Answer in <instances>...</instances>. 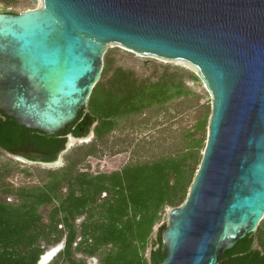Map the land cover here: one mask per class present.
<instances>
[{
    "label": "water",
    "instance_id": "95a60500",
    "mask_svg": "<svg viewBox=\"0 0 264 264\" xmlns=\"http://www.w3.org/2000/svg\"><path fill=\"white\" fill-rule=\"evenodd\" d=\"M111 43L192 64L212 94L202 161L160 228L157 264H218L264 219V0H43L0 12V111L58 135L87 106Z\"/></svg>",
    "mask_w": 264,
    "mask_h": 264
},
{
    "label": "trees",
    "instance_id": "16d2710c",
    "mask_svg": "<svg viewBox=\"0 0 264 264\" xmlns=\"http://www.w3.org/2000/svg\"><path fill=\"white\" fill-rule=\"evenodd\" d=\"M110 70L106 59L101 78ZM197 80L193 72L179 66H165L164 73L155 79H139L133 72L117 68L108 87L99 80L93 88L88 100L93 116H85V109L82 110L75 122L58 135L28 128L0 111V147L11 153L31 149L34 159L54 161L64 149L66 135L82 137L80 128L85 126L89 130L88 118L91 123L98 122L94 132L101 139L115 128L121 116L191 95L193 91L187 81ZM207 121L208 114L187 131L184 150L173 157L91 176L74 174V167L92 152V148L78 150L72 159L70 157L68 166L60 172H50L52 179L45 185L19 188L14 203L0 199V264H37L47 251L46 246L57 245L64 235L65 247L50 264H85V260L76 258V253L91 257L104 247L110 249L100 264L160 263L166 256L163 238L159 237L158 248L152 250L148 258L150 237L163 209L176 208L187 199L202 161L201 151L206 147V134H198L200 130L205 132ZM65 182L69 192L46 223L37 206L53 203ZM102 193L107 196L98 202ZM84 215L78 230L75 222ZM59 225L66 226L67 233L59 230Z\"/></svg>",
    "mask_w": 264,
    "mask_h": 264
},
{
    "label": "rangeland",
    "instance_id": "374dc122",
    "mask_svg": "<svg viewBox=\"0 0 264 264\" xmlns=\"http://www.w3.org/2000/svg\"><path fill=\"white\" fill-rule=\"evenodd\" d=\"M42 7L43 0H0V12L27 11ZM106 59L110 62L111 70L104 78L100 79L106 87L109 86V79L117 68L133 72L135 77L139 79H155L164 73L165 66H179L193 72L198 76V80L187 81L193 91L189 96L169 101L163 105H150L142 112L117 118L115 128L101 139H98L94 132L98 122L91 123L90 121L87 135L82 137L68 136L66 150L60 152L56 157V159H60V163L48 164L47 162L31 160L26 156L8 152L0 147L1 200L14 203L17 201L16 191L19 188L29 189L45 185L52 179L50 172H60L65 166H68L78 150L92 148L91 155L74 167V174L87 173L91 176L110 174L119 172L129 165L147 163L158 158L173 157L184 150L187 131L192 129L206 114H208L207 124L209 125L213 97L207 84L200 77L199 70L192 64L182 60H167L153 55L140 54L116 43L107 46L104 65ZM84 109L85 116H93L89 102ZM208 125L205 132L199 131V136L204 133L206 138L208 137ZM23 151L33 152L31 149ZM203 152L201 151V155ZM68 192V184L65 182L61 186L59 197L53 203L37 206L38 213L43 216L46 223L50 222L52 211L59 206ZM105 196H107L106 193H102L98 202H101ZM171 209L172 207L166 206L161 213V219L154 226L146 250L148 258L151 251L158 248L159 237L163 238L160 228L168 224ZM85 217L86 215L76 220L78 230H80V224ZM261 226L258 238L264 246V219ZM59 230L64 234L68 231L67 227L62 228V225H59ZM258 234V232H254L253 236L257 237ZM65 238L66 235L60 242L63 243L61 250L65 247ZM79 240L78 238L77 242ZM76 245L77 243L74 244V247ZM52 247L54 246H46V249L49 250ZM109 249L110 247H104L101 252L91 257L76 253V258L85 260V264H100L101 258L109 252ZM56 256L50 263L56 259Z\"/></svg>",
    "mask_w": 264,
    "mask_h": 264
},
{
    "label": "flooded vegetation",
    "instance_id": "af4514ba",
    "mask_svg": "<svg viewBox=\"0 0 264 264\" xmlns=\"http://www.w3.org/2000/svg\"><path fill=\"white\" fill-rule=\"evenodd\" d=\"M90 121H91L90 118H88L86 125H88ZM88 131L89 130H87L85 126L80 128V132L81 134H83V136L87 135ZM69 135H66L67 136L66 142ZM66 142L64 144V148L66 147ZM15 154L26 156L31 160L41 161L38 159H34V157H32V155L35 154L34 152H26L20 150L17 151ZM42 162H46V161H42ZM259 226L260 225H258L257 230L255 232L258 231ZM259 235L260 233L258 234L257 237H254L253 233H251L246 235L244 238L238 240L230 248L226 249L222 253L221 257L218 260V264H264V246L262 245V241H260L258 238Z\"/></svg>",
    "mask_w": 264,
    "mask_h": 264
},
{
    "label": "bare ground",
    "instance_id": "6f19581e",
    "mask_svg": "<svg viewBox=\"0 0 264 264\" xmlns=\"http://www.w3.org/2000/svg\"><path fill=\"white\" fill-rule=\"evenodd\" d=\"M61 247V246H60ZM60 247H56V249H53L52 251L48 252V255L46 256V258H44L43 263L46 264L52 257V255L54 253H56V251L60 248Z\"/></svg>",
    "mask_w": 264,
    "mask_h": 264
}]
</instances>
